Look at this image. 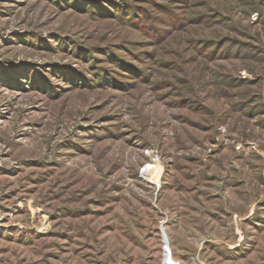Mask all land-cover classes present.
<instances>
[{
    "label": "rangeland",
    "instance_id": "rangeland-1",
    "mask_svg": "<svg viewBox=\"0 0 264 264\" xmlns=\"http://www.w3.org/2000/svg\"><path fill=\"white\" fill-rule=\"evenodd\" d=\"M161 231L264 264V0H0V264H166Z\"/></svg>",
    "mask_w": 264,
    "mask_h": 264
},
{
    "label": "bare ground",
    "instance_id": "bare-ground-1",
    "mask_svg": "<svg viewBox=\"0 0 264 264\" xmlns=\"http://www.w3.org/2000/svg\"><path fill=\"white\" fill-rule=\"evenodd\" d=\"M151 170H152L151 167L145 168V170H143L142 175H144V177H146V178H150V173H151V175L154 174V171L153 172H150ZM166 241H167V238H166ZM164 244H165L164 253H165L166 262L173 263L172 262V259H171V253H170L168 241L166 243H164Z\"/></svg>",
    "mask_w": 264,
    "mask_h": 264
},
{
    "label": "water",
    "instance_id": "water-1",
    "mask_svg": "<svg viewBox=\"0 0 264 264\" xmlns=\"http://www.w3.org/2000/svg\"><path fill=\"white\" fill-rule=\"evenodd\" d=\"M161 234H162V240H163V242L166 243L167 241H166V236H165L164 232L161 231ZM165 263L166 264H175V263H171V262H165Z\"/></svg>",
    "mask_w": 264,
    "mask_h": 264
}]
</instances>
